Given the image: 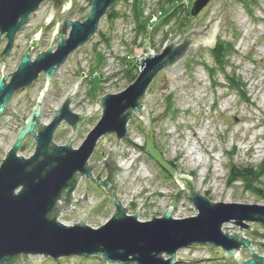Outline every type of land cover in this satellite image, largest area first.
I'll list each match as a JSON object with an SVG mask.
<instances>
[{
	"label": "rangeland",
	"instance_id": "1",
	"mask_svg": "<svg viewBox=\"0 0 264 264\" xmlns=\"http://www.w3.org/2000/svg\"><path fill=\"white\" fill-rule=\"evenodd\" d=\"M89 1L71 0L67 10H62L63 5L60 4L53 13L54 18L52 16L46 24L44 20L53 3L43 1L29 15L17 35L16 47L4 61L2 73L10 74L16 68L30 44V38L35 37V31L41 28V36H38V45L30 50L31 56L36 55L37 48L42 51L49 47L56 23H63L65 13L70 20H84L90 8ZM134 2L115 0L101 17L96 33L71 52L58 68L43 97L41 123L47 124L51 120L78 78L70 104L72 111L77 114L85 113L95 106V93L101 98L105 94L122 91L138 74V60L147 53L146 48L152 54H157L179 34L173 44H181L184 35L190 30H202L206 26L211 12H216L214 5L219 7L220 0H210L195 17L189 15L192 0H179L188 13L181 29L182 21L177 24L171 19L162 23L166 11L162 9L170 5L172 0H142L138 16H135ZM139 21L146 24V32L137 30ZM216 21L214 41L217 38L228 41L235 50L226 65V73L230 75L234 71L241 77L249 100L245 101L234 90H228L221 73H218L215 85L210 83L200 62L212 65L213 61L210 47L202 43H198L197 51L193 46L189 47L181 64L183 69L176 74L167 71L175 76L165 93L158 88L165 81L164 70L157 73L146 90L145 97L152 94L144 103L147 118L142 120L133 114L126 125V137L118 140L116 147V165L122 169L129 168L118 184L116 196L123 207L130 205L128 214L134 215L139 210L142 212L138 215L139 220H148L152 218L150 215L161 216L169 206L174 218L196 214L188 187L183 184L181 189L177 182L182 183L174 177L175 173L189 175L195 192L213 203L264 205V171L252 189L244 181L235 179V171L232 172L233 166L237 170L248 166L264 170V0H255L247 5L242 0H227ZM56 37L55 33L50 44L52 48L56 45ZM79 67L87 73L83 78L78 72ZM43 86L44 77L40 74L31 85L16 91L8 100L0 116V162L24 125ZM168 96L171 97L169 100ZM170 105L172 109L168 108ZM101 113V108H97L86 116L72 136V147L81 144ZM147 119L148 125L145 123ZM72 134L71 128L62 122L53 135V141L66 144ZM116 141L113 132L98 139L88 160L89 165L98 163L93 168V176L96 177L103 167L102 161L107 158L108 150L112 149ZM23 146L18 153L28 157L34 149L32 139L26 137ZM198 157L200 163L197 162ZM191 162L196 164L191 165ZM105 171L100 174L104 175ZM85 191L87 202L97 205L91 207L84 224L98 227L113 215L114 206L107 194L82 176L73 196L82 198ZM84 204L85 201L79 199L73 207L75 210H84ZM74 216L79 214L70 209L61 212L57 218L71 225L75 223ZM251 225L252 231L242 229L241 234L250 239L254 252L264 257V225ZM225 226L229 233L235 232L237 228L233 223ZM198 247L207 253V257L190 258L191 249L187 255L189 262L185 264H237L233 257L224 256L220 247L211 244ZM239 253L244 260L250 258L244 248ZM35 257L42 256L29 258ZM38 264L106 262L101 256L95 255L62 257L58 260L47 257Z\"/></svg>",
	"mask_w": 264,
	"mask_h": 264
},
{
	"label": "water",
	"instance_id": "2",
	"mask_svg": "<svg viewBox=\"0 0 264 264\" xmlns=\"http://www.w3.org/2000/svg\"><path fill=\"white\" fill-rule=\"evenodd\" d=\"M45 0H0V36L7 39L1 52L5 57L11 50L16 33L26 24L28 17ZM62 4V10L69 8L71 0H53ZM210 0H192L189 15L195 17ZM227 0L214 5L216 12L210 14L202 30H190L181 44L174 41L157 54L147 53L139 58V72L136 78L122 91L108 93L98 98L95 93V106L85 113L77 114L71 109V99L79 79L62 101L47 124L40 121L43 97L57 74L58 68L68 55L80 45L85 44L96 33L101 17L115 0H92L86 18L82 21L65 18L61 28L56 23V45L43 51L37 48V55L31 59L30 50L35 46L41 28L30 38L29 46L21 55L16 68L7 75H0V116L3 114L10 97L18 90L31 85L40 74L44 77V86L39 92L35 104L18 130L14 141L0 162V264L18 261L22 264H38L44 258L58 260L62 257L99 255L106 264H175L177 251L193 245L211 244L220 247L224 256L233 257L237 264H264V257L257 255L249 238L241 234L242 229L251 230V223L264 225V205L211 202L205 196L195 192L191 177L175 173L182 184L188 187V195L194 205L196 214L184 218L171 216L169 206L161 216L148 220H139L136 214L127 213L130 207H123L116 196L118 184L129 171L116 165V147L118 140L126 137V125L133 114L140 119L147 118L144 103L152 96L146 95L149 84L161 70L165 81L158 88L162 93L168 89L170 81L184 66V56L193 46L197 51L198 43L215 45L214 34L217 18ZM58 4V5H59ZM58 6L52 4L46 24ZM61 10V11H62ZM32 39V40H31ZM171 70L175 74L168 73ZM81 72V78L85 77ZM101 108L99 120L89 130L78 147H72V136L86 116ZM64 122L71 128L72 135L66 144H56L53 135L58 126ZM149 124L148 119L145 122ZM116 136V144L108 150V156L102 162L103 167L93 176L92 170L97 162L88 164V160L98 139L110 133ZM32 138L34 149L24 157L18 152L25 137ZM105 141V138H104ZM104 143V142H103ZM103 145V144H102ZM101 162V163H102ZM104 168V169H103ZM106 170L108 179L102 182L100 172ZM118 175V176H117ZM86 177L96 182L108 195L114 206L113 215L98 227L84 224L91 205L86 200V191L82 198H75L73 192L78 180ZM85 201V209L74 210L75 223L66 225L58 220V215L70 209V205ZM59 200L62 203H59ZM99 204V203H98ZM237 226L235 232H227L225 224ZM249 252L250 258L244 260L240 249ZM42 256L41 258H29ZM166 256V257H164Z\"/></svg>",
	"mask_w": 264,
	"mask_h": 264
},
{
	"label": "trees",
	"instance_id": "3",
	"mask_svg": "<svg viewBox=\"0 0 264 264\" xmlns=\"http://www.w3.org/2000/svg\"><path fill=\"white\" fill-rule=\"evenodd\" d=\"M141 1L142 0H135V2L133 3L136 7L135 16H138L140 13ZM254 1L255 0L252 1L242 0V3L247 5ZM90 4H91V0L89 1V5ZM162 10L163 11L166 10L165 15H163L164 17L162 23L163 22L166 23L169 20L174 19L177 24H180L179 22L182 21V24H180V29L183 27L184 25L183 19L185 20L188 15L186 8L183 6V3H180L179 0H172L171 4ZM146 27L147 26L145 23L139 21L137 30L146 32L147 31ZM234 51H235L234 45L232 43L217 38L215 45L209 49L213 64L208 65L206 62L201 61L200 65L207 72L211 84L214 85L216 84L218 73H221L224 76V81H225L224 86L228 90H234L239 97H241L245 101H248L249 96H247L245 84L242 82L241 77L238 76L234 71H232L231 74L228 75L225 70L226 65L229 64V59L231 58V55L234 53ZM136 76L137 75L133 76L131 81H133L136 78ZM170 98L171 97L168 96V100ZM168 108L172 109V106L170 105ZM232 170H233L232 172L235 171L234 172L235 175L233 177H235V179L238 180L240 179L244 181L246 186L251 189L253 188V185L256 183V181L259 180V178L261 177L264 171L261 169L255 170L253 166H248L246 167V169L238 168V170L235 169V167L233 166Z\"/></svg>",
	"mask_w": 264,
	"mask_h": 264
},
{
	"label": "flooded vegetation",
	"instance_id": "4",
	"mask_svg": "<svg viewBox=\"0 0 264 264\" xmlns=\"http://www.w3.org/2000/svg\"><path fill=\"white\" fill-rule=\"evenodd\" d=\"M48 1H50V2H52L53 4H55L56 6H59L60 4L58 3V2H56V3H54V1L53 0H48ZM59 4V5H58ZM53 18H54V15H53ZM62 24V23H61ZM61 24H59L58 25V27L59 28H61ZM25 25V24H24ZM23 25V26H24ZM22 26V27H23ZM22 29V28H21ZM21 29L16 33V35H15V38H14V41H13V44H12V47H11V50L9 51V53L5 56V57H1V52H2V50H3V48H4V46H5V44H6V41H7V39H6V37L4 36V35H1L0 36V62H4L5 60H6V58H7V56L11 53V51L12 50H14V48L16 47L15 46V40H16V38H17V35L19 34V32L21 31ZM41 34V33H40ZM41 36V35H40ZM40 36H39V38H40ZM39 38H38V40H36L35 42V46L34 47H36L37 45H38V42H39ZM33 39V38H32ZM31 39V40H32ZM33 47V48H34ZM52 48V47H51ZM53 49V48H52ZM43 51V50H42ZM37 53H38V51H37ZM37 53H36V55H37ZM35 55V56H36ZM35 56H31V54H30V57H31V59H33V58H35ZM43 76V75H42ZM27 137H29V136H27ZM25 139H26V137H25ZM24 139V140H25ZM32 139V138H31ZM24 142V141H23ZM22 146H23V143H22ZM93 171V170H92ZM88 179V178H87ZM100 179H101V181L102 182H105L107 179H108V175H107V173L105 172L104 173V175H102V174H100ZM89 180V182L91 183V184H93L96 188H98V189H100V190H102L105 194H107L101 187H99L97 184H96V182L95 181H93V180H90V179H88ZM71 209H74V207H71ZM70 210V209H69ZM15 258H17V259H19L18 261H15V262H12V263H10V264H20L21 263V257L20 256H18V257H15Z\"/></svg>",
	"mask_w": 264,
	"mask_h": 264
},
{
	"label": "built area",
	"instance_id": "5",
	"mask_svg": "<svg viewBox=\"0 0 264 264\" xmlns=\"http://www.w3.org/2000/svg\"><path fill=\"white\" fill-rule=\"evenodd\" d=\"M59 203H62V201L59 200ZM71 207H73V204L70 205V209H71ZM198 246L199 245H193V246H190V247H187V248H183V249L178 250L177 251V254H176V263L175 264H185V263L189 262V259H188L187 255H188V253H189V251L191 249H193V250L191 251V256L189 255L190 258L197 259V258L207 257L206 256L207 253L205 254V252L203 251V249L199 248ZM164 257H166V256H164Z\"/></svg>",
	"mask_w": 264,
	"mask_h": 264
},
{
	"label": "bare ground",
	"instance_id": "6",
	"mask_svg": "<svg viewBox=\"0 0 264 264\" xmlns=\"http://www.w3.org/2000/svg\"><path fill=\"white\" fill-rule=\"evenodd\" d=\"M197 162H198V163L201 162V160L199 159V157H198V159H197ZM190 164H191V165H195L196 163H192V162H191ZM128 167H130V165H129Z\"/></svg>",
	"mask_w": 264,
	"mask_h": 264
}]
</instances>
